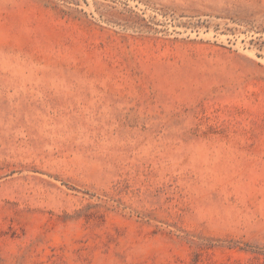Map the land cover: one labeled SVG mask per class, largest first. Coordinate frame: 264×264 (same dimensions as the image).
Masks as SVG:
<instances>
[{
    "label": "rangeland",
    "instance_id": "374dc122",
    "mask_svg": "<svg viewBox=\"0 0 264 264\" xmlns=\"http://www.w3.org/2000/svg\"><path fill=\"white\" fill-rule=\"evenodd\" d=\"M0 264H264V0H0Z\"/></svg>",
    "mask_w": 264,
    "mask_h": 264
}]
</instances>
